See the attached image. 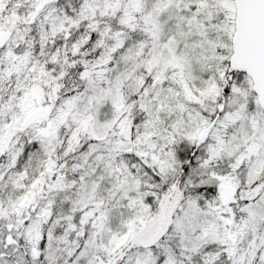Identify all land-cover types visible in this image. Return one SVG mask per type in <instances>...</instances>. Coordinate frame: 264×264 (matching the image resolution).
<instances>
[{"label": "snow or ice", "instance_id": "obj_1", "mask_svg": "<svg viewBox=\"0 0 264 264\" xmlns=\"http://www.w3.org/2000/svg\"><path fill=\"white\" fill-rule=\"evenodd\" d=\"M0 264H264V0H0Z\"/></svg>", "mask_w": 264, "mask_h": 264}]
</instances>
